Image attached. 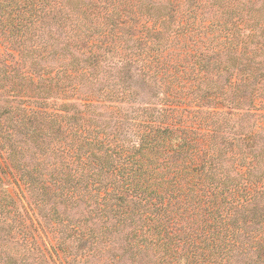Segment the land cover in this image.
<instances>
[{
	"label": "trees",
	"instance_id": "obj_1",
	"mask_svg": "<svg viewBox=\"0 0 264 264\" xmlns=\"http://www.w3.org/2000/svg\"><path fill=\"white\" fill-rule=\"evenodd\" d=\"M0 264H264V0H0Z\"/></svg>",
	"mask_w": 264,
	"mask_h": 264
}]
</instances>
